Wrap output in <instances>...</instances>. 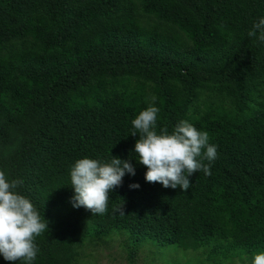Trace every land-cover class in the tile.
Returning a JSON list of instances; mask_svg holds the SVG:
<instances>
[{
  "label": "trees",
  "instance_id": "1",
  "mask_svg": "<svg viewBox=\"0 0 264 264\" xmlns=\"http://www.w3.org/2000/svg\"><path fill=\"white\" fill-rule=\"evenodd\" d=\"M261 18L264 0H0V170L48 221L32 264H78L118 234L130 260L149 242L201 251V264H253L264 252V42L248 32ZM150 105L158 134L186 120L217 147L211 175L193 173L187 191L145 180L130 133ZM113 156L135 175L103 215L74 207L75 162Z\"/></svg>",
  "mask_w": 264,
  "mask_h": 264
},
{
  "label": "clouds",
  "instance_id": "2",
  "mask_svg": "<svg viewBox=\"0 0 264 264\" xmlns=\"http://www.w3.org/2000/svg\"><path fill=\"white\" fill-rule=\"evenodd\" d=\"M257 32L258 40L264 42V18L254 23L248 36L256 37ZM151 99L154 102L156 97ZM158 111L150 105L132 120L134 131L130 134L139 133L134 152L138 162L147 167V182H159L165 188L179 186L187 191L193 173L202 170L205 175H211L210 162L217 158V147L209 143L206 131L198 130L186 120L179 121L171 134L167 129H161L158 134L155 130ZM126 173L135 175V167L119 157L113 156L110 163L103 164L90 158L77 160L70 173L75 190L73 206L103 215L109 192L121 185ZM20 183L9 180L5 171L0 170V254L8 261L32 264L38 253L34 238L48 229V221H42L31 201L16 191ZM130 187L139 188V184ZM117 211L124 214L123 205ZM253 264H264V252L254 256Z\"/></svg>",
  "mask_w": 264,
  "mask_h": 264
},
{
  "label": "rangeland",
  "instance_id": "3",
  "mask_svg": "<svg viewBox=\"0 0 264 264\" xmlns=\"http://www.w3.org/2000/svg\"><path fill=\"white\" fill-rule=\"evenodd\" d=\"M129 244L126 234H118L111 239L108 238L106 242L94 241L88 244V249H85L78 264H176V262L183 264L189 260L191 264H201L203 260L201 251L158 249L149 242L141 244L130 260Z\"/></svg>",
  "mask_w": 264,
  "mask_h": 264
}]
</instances>
